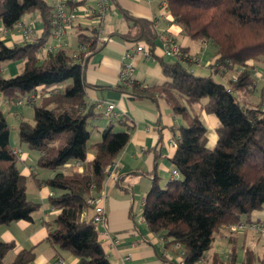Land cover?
I'll return each instance as SVG.
<instances>
[{
    "label": "trees",
    "instance_id": "trees-1",
    "mask_svg": "<svg viewBox=\"0 0 264 264\" xmlns=\"http://www.w3.org/2000/svg\"><path fill=\"white\" fill-rule=\"evenodd\" d=\"M58 1L0 0V22L5 29L13 30L29 13H37L43 23L42 34L33 41L11 47L0 42V68L9 62L23 63L15 76L0 75V94L18 102L38 89L65 85L31 105L33 119H21L17 135L21 143L39 153L38 168L55 172L46 184L54 192L50 204L60 214L49 226L48 240L77 256L79 264H112L99 240L88 200L100 193L106 169L127 146L131 128L125 125L126 130L117 132L111 122L101 140L90 143L89 126L95 113L86 99V55L99 49L97 30L79 31L81 50L77 54L61 48L41 59L40 50L52 36ZM61 1L69 7L77 5L74 0ZM165 2L184 36L212 47L214 62L211 75L196 74L197 62L188 55V48H182L175 62L160 60L167 77L163 84L144 86L131 79L118 86L136 98L164 101L183 120L174 134L177 146L171 160L179 175L165 188L153 183L145 200L144 219L149 231L162 236L183 264H236L238 240L233 233L228 238L232 249L226 256H207V252L224 228L258 222L251 214L264 208V98L248 106L234 95L238 92L250 98L257 91L255 62L264 61V0ZM132 21L144 30L141 39L153 49L157 33L152 24ZM214 74L228 76L227 84L217 81ZM196 106L219 122L213 149L206 146L207 127ZM11 136L12 128L0 105V226L30 221L41 206L28 199V179L19 170ZM90 149L95 156L87 162ZM74 161L84 165L82 172L63 171ZM14 248L13 242L0 240V264H29L36 257L34 249L23 250L7 263L6 256ZM243 264H264V255L259 257L248 249Z\"/></svg>",
    "mask_w": 264,
    "mask_h": 264
},
{
    "label": "crops",
    "instance_id": "crops-1",
    "mask_svg": "<svg viewBox=\"0 0 264 264\" xmlns=\"http://www.w3.org/2000/svg\"><path fill=\"white\" fill-rule=\"evenodd\" d=\"M76 2L75 7L67 5L68 14L74 17L64 28L62 37L52 35L39 55L44 59L50 52L61 48L77 54L81 50L79 31L102 29L103 39L99 40L98 51L86 55L88 60L85 78L89 86L86 99L89 106H94L95 113L90 120V143H98L102 132L111 122L117 132L126 130L125 125L131 128L130 141L114 162L116 168H107L109 171L99 193L107 196L103 203L105 223L96 228L99 240L112 264H183L182 258L166 245L162 236L149 231L143 215L145 200L153 183L157 181L161 188H165L175 178V168L171 160L176 147L171 145V141L174 140V134L178 133L177 126L182 125L183 120L175 116L164 101L136 98L128 92L120 91L118 86L124 85L121 72L126 63L125 54L128 52L134 55L132 60L127 61L134 67L132 80L144 86H154L167 81L160 60L175 62V59L165 54L168 42L188 48V55L197 62L194 71L201 75H207L211 71L214 51L212 47L183 35L181 27L174 23L169 9L164 5L165 0H110V7L104 15L95 14L96 0ZM132 19L152 24L157 33L153 49L146 40L141 39L143 29ZM19 24L31 27L34 38L43 32V23L37 13L24 15ZM5 30L7 29L0 22V42L9 47L24 42L19 26L4 34ZM140 44L144 45L149 55L135 51V47ZM22 65V62L5 63L0 68V75L13 77L20 72ZM221 78L227 79L228 76ZM22 101L23 104L18 106L17 102L6 100L0 94V105L2 103V109L5 108L3 111L7 120L12 118L14 122V126L10 125L12 146L18 150L19 170L28 179V199L41 206L30 221L21 220L0 226V240L15 244L5 261L12 263L21 251L34 249L36 257L29 264H79L77 256L48 240L49 226L60 214V210L50 204L51 193L54 192L46 184L55 172L44 169L40 173L37 166L39 153L21 143L14 132L21 119L30 120L27 116L31 117L27 110L22 112V108L32 106L27 104V98ZM110 104L115 105V110L111 116H107L106 111ZM197 112L207 127L206 146L213 149L218 140L219 122L214 115L205 113L200 107ZM94 156V151L90 149L87 162H91ZM83 170L84 165L74 161L66 164L63 171L69 173ZM223 231L221 237L228 239L232 233L229 227ZM233 235L238 242L240 236H243L244 242L248 232H237Z\"/></svg>",
    "mask_w": 264,
    "mask_h": 264
},
{
    "label": "built area",
    "instance_id": "built-area-1",
    "mask_svg": "<svg viewBox=\"0 0 264 264\" xmlns=\"http://www.w3.org/2000/svg\"><path fill=\"white\" fill-rule=\"evenodd\" d=\"M74 1H82V0H74ZM97 1V10L95 14L97 15H104L107 10L110 7V0H96ZM164 5L167 8V4L164 3ZM73 15L68 14L67 12V5L63 1H58L56 4V9L54 13V19H53V25L54 29L52 32L53 36H56L58 38H61L64 32V28L69 25L72 20H73ZM22 31V37L24 41H33L34 40V31L31 27H26L20 24H17L16 27H18ZM98 31V38L103 39L102 34L103 30L100 28H97ZM4 34L7 33V30L3 32ZM105 40V38H104ZM135 51L137 53H145L147 54L146 48L144 47L143 44L137 45L135 47ZM165 54L168 57H171L173 59H177L181 54H182V48L180 45L173 43V42H168L165 48ZM133 53H126L124 59L126 60V63L123 66L122 72H121V78L124 81L131 80L133 75H134V67L132 66L131 62L128 63L127 61L133 59ZM59 90L58 87H51L49 89H38L35 93L31 94L30 97L27 98V104L32 105L35 103L38 99L46 98L52 96L54 93H57ZM18 106H21L23 104V101L20 100L16 103ZM115 110V105L110 104L107 107L106 115L111 116L112 113ZM171 145L173 147H176L177 144L175 140L171 141ZM15 153L18 154V150L14 149ZM116 164H112L110 167L111 168H116ZM109 167V168H110ZM109 171V169L106 170V173ZM173 175L177 177L179 175L177 170L173 171ZM92 189H95V185H92ZM51 196H53V193H51ZM107 196L105 194H99V196H92L88 200V204L91 206L93 209V224L97 228L99 225L104 224L106 220V212L104 208V202L106 201ZM86 213L82 215V217H86ZM230 231L232 233H237V232H254L256 234H259L261 236H264V221H258V222H240L237 224H233L229 227ZM119 241H116V244H118ZM129 259V257H127ZM62 263V262H61Z\"/></svg>",
    "mask_w": 264,
    "mask_h": 264
},
{
    "label": "rangeland",
    "instance_id": "rangeland-1",
    "mask_svg": "<svg viewBox=\"0 0 264 264\" xmlns=\"http://www.w3.org/2000/svg\"><path fill=\"white\" fill-rule=\"evenodd\" d=\"M251 64V62H250ZM255 65L257 67V77H258V82H257V91L255 92V94L250 97V98H245L243 96V94L235 92L234 95L237 98V100L239 102H241L242 104H247L248 106H251L252 101L256 102L259 100V98L262 96L264 98V61L261 60L259 62H255ZM195 67V65H194ZM193 67V69H194ZM195 70V69H194ZM196 74H199L198 72ZM208 76L211 75V71H208V73H206ZM214 78L217 81L223 82L227 84V79H222L219 75L214 74L213 75ZM231 77L233 76V73L230 75ZM65 85L63 86L64 89ZM203 102H206V99L203 100ZM2 105V103H1ZM199 106H196V109L198 111ZM5 110V108H3ZM24 110H27V112L30 113L31 117L27 116V119L32 120L33 116H34V112H33V108H26L25 106H23L22 108V112ZM200 110V109H199ZM28 114V113H27ZM9 123L11 126H14V122L12 120V118L8 119ZM14 132H16L17 134V130H15ZM40 173L42 171H44V169L39 168ZM251 219L253 221H257L258 219H261L264 221V208L262 210L259 211H253L251 214ZM224 232L223 230L221 231V233ZM241 233H246V232H241ZM237 233H235L236 235ZM244 237L240 236L239 242L237 244V260H236V264H243V261L245 259V254L246 251L248 249H251L253 251L256 252V254L259 257H263L264 255V236H261L259 234H256L254 232H248V235L245 238V241L243 242ZM232 247L231 244L229 243V240L226 238H222L221 235L219 234L215 240V242L213 243V246L211 248L210 251L207 252V255H212L214 252H217L219 254H221L222 256H226L228 253H230Z\"/></svg>",
    "mask_w": 264,
    "mask_h": 264
}]
</instances>
